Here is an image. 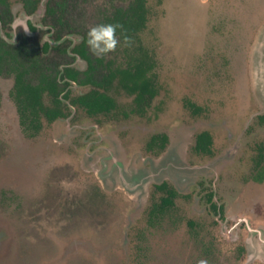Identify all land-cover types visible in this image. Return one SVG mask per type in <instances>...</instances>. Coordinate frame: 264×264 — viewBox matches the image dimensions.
<instances>
[{"label": "rangeland", "instance_id": "rangeland-1", "mask_svg": "<svg viewBox=\"0 0 264 264\" xmlns=\"http://www.w3.org/2000/svg\"><path fill=\"white\" fill-rule=\"evenodd\" d=\"M9 1L15 22L0 32L14 42L30 31ZM46 1L30 19L40 43L55 47L78 43L131 0H74L69 27L53 32L42 19ZM145 9L137 43L102 56L123 65L140 46L153 60L157 95L143 115L114 86L115 114L76 109L30 138L10 98L13 78L0 76V264H245L250 244L262 257L252 264H264V182L251 180L254 147L264 142V0H145ZM51 51L48 63L86 68ZM205 131L212 156L193 150ZM157 134L168 141L152 155L146 145ZM165 182L175 204L152 219L162 195L155 187Z\"/></svg>", "mask_w": 264, "mask_h": 264}, {"label": "trees", "instance_id": "trees-1", "mask_svg": "<svg viewBox=\"0 0 264 264\" xmlns=\"http://www.w3.org/2000/svg\"><path fill=\"white\" fill-rule=\"evenodd\" d=\"M4 3L3 0H0ZM25 9L32 11L35 9L39 0H23ZM64 1V0H63ZM66 3L60 5V11L66 9ZM145 1L131 0L127 9L115 8L111 14L105 16L102 23L118 24L121 27L117 30V35L121 41L127 36L130 42H134L137 33L142 31L145 26ZM81 55L88 59L81 48ZM125 67H113L108 63V73L100 82L94 84L109 90L116 82L118 89L124 91L127 95L133 96V110L144 111L150 100L156 96L157 88L155 79L152 75L154 63L150 56L143 51L140 46L136 55L129 56ZM90 63H92L90 61ZM101 64L102 62H98ZM93 67L89 72H92ZM0 74H12L14 77V86L11 91V98L14 101L19 114V122L25 135L32 137L41 130V118L45 117L48 122H53L61 115L56 109L46 110L42 98L45 92H50L57 100L58 90L56 77L48 74L47 71L39 67L35 54L26 47H9L0 40ZM76 80L75 77H71ZM37 81V82H34ZM78 104L86 109L93 116L108 115L118 111V105L114 98L106 93L93 92L79 99ZM132 110V109H131ZM264 121V116L260 118ZM159 141V148L162 149L166 142L165 136H156ZM211 137L204 132L197 136L195 150L209 154ZM256 179L261 180V176ZM163 193L158 203L154 204L150 217L156 219L162 217L173 207V200L176 192L167 186H159Z\"/></svg>", "mask_w": 264, "mask_h": 264}, {"label": "flooded vegetation", "instance_id": "flooded-vegetation-1", "mask_svg": "<svg viewBox=\"0 0 264 264\" xmlns=\"http://www.w3.org/2000/svg\"><path fill=\"white\" fill-rule=\"evenodd\" d=\"M3 1H4V3H2L0 1V29L4 30L7 27L9 28L10 24H12L15 21L13 18V11H12V6L10 4V1L9 0H3ZM17 1H18V4L20 5L25 17L27 18L26 27L30 31V34H27V33L19 34V35H17L16 41L10 42L7 39L8 37L5 38L4 36H2V34L0 32V40L3 41L4 43H6L9 47H17V46L18 47H26L29 51H32L36 56L39 67L41 69L47 71L48 74L55 76L56 82H57L58 96L56 98L59 102L57 103L55 97L50 92L47 91L43 94L42 103H43L46 110L56 109L59 112H61V115L58 118H56L53 122H48V120L45 117H42L41 118V124H42L41 130L43 128L44 122H46L47 124H53L59 120L69 119L72 117L73 112L76 109L82 110L90 118H97L100 116H108V115L115 114L116 112L108 114V115L102 114V115L93 116V115H90L84 107H82L80 104H78V102H79V99L81 97H85L86 95H89L90 93H93V92L106 93L109 96H111L108 92H110L114 86L117 88L116 82H114V84L111 86V88L109 90H106L105 88L92 83V81L98 83L104 77H106V75L108 73V69H107L108 63H111L113 67H125L129 58H127L125 60V63L123 65H114L112 63V61H110V60L105 61L102 57H93L91 55L89 49H88L87 44H86V38L87 37H85V36L82 37V39L76 44L70 42L69 39H66L64 42L58 44L55 47H53V45L50 41H46V42L41 44L40 39H41V35L43 32L41 31L40 34L37 35V26L33 23V21L30 19V17H32L36 12L39 11V8H40L43 0H39L38 3L36 4L35 9L32 11H28L25 9V2L23 0H17ZM64 2L66 3L65 4L66 9H65V11L61 12L60 11V5L63 4ZM72 2H74V0H64V1L63 0H47L46 1L45 8H44V14H43L42 19L44 21L52 24V27H49L50 32L54 31V27L55 28H58V27H63V28L67 27L68 28L69 27L68 24L66 23V15L68 13L69 6L71 5ZM130 3H131V1L129 2V4L125 8H122V9H127L129 7ZM117 8H120V7H117ZM114 9L112 11H114ZM112 11H109L108 13H104L102 15L101 23L104 20L105 16H107L108 14H111ZM22 29H23V27H22ZM139 33H137V35ZM137 35L135 36L136 37V39L134 41L135 43H137V38H138ZM63 38H65V37L63 36L62 39ZM117 38L120 40L118 35H117ZM54 40H55V42H57V41H60L61 38L59 35H56ZM120 42L123 43V41H121V40H120ZM130 43H132V42H130ZM130 43H128V44H130ZM64 45H66V46H64ZM82 47H83V51L85 52V55L87 56L88 59L84 58L81 55L80 52H81ZM53 48L57 53H59L58 55H65V56L68 55L70 57H73V58L76 57V58L83 60L86 64V68L84 70L77 69L71 63H62L60 65H56V63H48L46 61V58H48V55H49V53L52 52L51 49H53ZM136 50L138 51L139 47ZM52 53L54 54V52H52ZM90 61L92 63H90ZM99 61L102 63L99 64L98 63ZM91 66L93 67V70H92V72H89V70L91 69ZM152 75L155 79V85H156V78L154 75V69L152 71ZM0 76L12 77L13 78V86H14V77L12 74H8V75L7 74H0ZM71 77H75L76 80L72 79ZM34 82H37V81H34ZM86 87H91V89L87 92L74 93L75 88H86ZM12 89H13V87H12ZM12 89H11V91H12ZM11 91H10V95H11ZM130 97H132V100L134 99L133 96H130ZM155 97L156 96H154L151 100H153ZM10 98H11V96H10ZM11 100H12V98H11ZM13 103H14V101H13ZM149 104H150V102L144 108V111H142V112H139L137 110L134 111L133 107L131 108L132 110L130 109L131 110L130 112L132 114H135V115H143L145 110L149 108ZM14 105H15V103H14ZM15 109H16V113L18 115V120H19V114L17 112L16 105H15ZM123 114H124L123 117H128V115H126L125 113H123ZM263 116L264 115L257 117L258 122L261 124H264V121L260 120V118ZM19 125H20V122H19ZM20 127H21V125H20ZM21 130L23 132L22 127H21ZM41 130L39 131V133L41 132ZM202 133H204V132H202ZM206 133H208L211 137V145L209 147L210 153L205 154V153H202V151H200V150H195V145H194L193 150L198 155L212 156L213 139H212V136L209 132H206ZM23 134L25 135L24 132H23ZM38 134H36L32 137H35ZM200 134H198V135H200ZM25 136H27V135H25ZM156 136H165L166 137L165 145L167 144V141H168V136L166 134L153 135L146 145L147 152H149L152 155H154V154L156 155L158 152L162 151L165 147V145H164V147L162 149L159 148V145H158L159 141L156 140ZM197 136H196V139H197ZM27 137H29V136H27ZM32 137H30V138H32ZM196 139H195V144H196ZM254 149H255L256 154H255V157H253V159H252L253 165H252L251 180L254 181L255 183L262 184L264 182V142L261 144H258L256 147H254ZM260 176H261V180L256 179L257 177H260ZM163 185L165 187L167 186L168 188H172L168 185L167 182L162 183L161 185H156L155 188L159 189L158 187L163 186ZM172 189H174V188H172ZM162 195H163V193H162ZM213 196L214 195L212 192H208L206 194V199H207L208 203L210 204V209L212 211H214L215 213L220 214L222 209H221V207L217 206V204L213 201ZM176 198H177V193H176V197L173 200V206L175 204L174 201L176 200ZM242 223H246V228L249 227V223L247 221L242 222ZM249 231H251V232L255 231L257 233V231L255 229H250ZM239 251L243 252L244 247H240L238 249V252Z\"/></svg>", "mask_w": 264, "mask_h": 264}, {"label": "clouds", "instance_id": "clouds-1", "mask_svg": "<svg viewBox=\"0 0 264 264\" xmlns=\"http://www.w3.org/2000/svg\"><path fill=\"white\" fill-rule=\"evenodd\" d=\"M120 27L118 24L101 23L90 28L86 38V44L90 53L94 56L102 57L114 51L118 43H120V40L117 38V30ZM25 31L27 32L26 26ZM123 43H130L127 36L123 37ZM261 258L259 247L255 244H250L245 264H252L253 261L260 260ZM197 264H208V261L200 259L197 261Z\"/></svg>", "mask_w": 264, "mask_h": 264}]
</instances>
